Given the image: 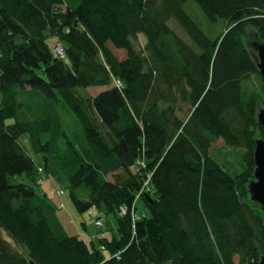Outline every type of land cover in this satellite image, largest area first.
Returning a JSON list of instances; mask_svg holds the SVG:
<instances>
[{
	"label": "trees",
	"instance_id": "1",
	"mask_svg": "<svg viewBox=\"0 0 264 264\" xmlns=\"http://www.w3.org/2000/svg\"><path fill=\"white\" fill-rule=\"evenodd\" d=\"M188 1L0 0V264L264 260V206L250 194L264 99L245 86L257 76L264 91L254 47L264 43V0H194L211 22L228 21L216 40L185 11ZM98 86L109 88L78 91ZM24 135L45 168L56 157L75 208L112 215L114 233L92 242L69 236L47 194L16 180L38 185ZM219 140L246 150L241 174L211 156ZM149 174L138 200L148 215L133 233L131 212L120 217L119 209L131 208Z\"/></svg>",
	"mask_w": 264,
	"mask_h": 264
},
{
	"label": "rangeland",
	"instance_id": "2",
	"mask_svg": "<svg viewBox=\"0 0 264 264\" xmlns=\"http://www.w3.org/2000/svg\"><path fill=\"white\" fill-rule=\"evenodd\" d=\"M63 9L66 8V5L64 4L62 6ZM185 11L192 17V19L199 25V27L205 32V34L211 39L216 40L219 38L222 34H224L227 29L229 28V23L227 20L221 19L217 22H211L204 12L201 10V8L198 6V4L194 0H189L184 5ZM169 26L172 30H174L178 36L187 42L188 44L193 45L191 39L189 38L188 34L185 32V30L180 26V24L175 19H171L169 21ZM56 38H50L49 45L51 48L55 47ZM146 45V38L144 35L139 36V41L135 44V47L138 51L144 50V47ZM109 47L115 54V56L123 60L126 57V51L124 50H118L115 49L111 44H109ZM195 48V47H194ZM118 79H115L113 82V85H118L119 82ZM249 91L258 93L263 99H264V91L262 87V82L257 76H252L250 80L245 85ZM109 88V87H108ZM107 90V87L104 86H98V87H90V88H80L78 91L82 96H95L103 91ZM188 106H185V111L182 114L183 117L186 116L188 112ZM181 115V114H180ZM13 121H9L8 123H12ZM75 128V127H74ZM20 143L24 145L30 156L34 159L37 166H41L44 169V176L46 177V182L44 185H34L31 182L28 181V179L25 176L22 177H16V180L18 182H25L28 185L32 186L39 194H47L49 201L56 207L57 209V215L59 218V221L65 228V232L69 236H80V238L85 239L87 242L96 241L99 239V232H104L108 234L104 229H100L94 225V219H92L89 215V211L86 212H79L70 196V188H69V182L66 179L62 169L61 165L56 159V157L50 158L49 162V169L45 168L44 162L41 158V156L36 155L30 146V137L29 135H24L20 138ZM211 150V156L215 161H217L230 175L236 176L241 174L245 170V163H244V156L246 154V150L242 147H229L227 146L223 140H219L216 144L212 146ZM108 180L113 182L114 176L110 175L108 177ZM64 191L63 196H58V191ZM78 197L82 199L83 201H87L89 197V192L85 188H82L77 191ZM61 203H64L65 207L64 209H60L59 205ZM138 207V213L140 215H148V211L143 205V202L140 200L137 204ZM93 214L95 216H103V219L106 223L105 228H110V234L115 232V229L111 228L112 225L109 223L110 220H112L115 224L114 218L112 215L107 216L104 213H101L98 209L92 208L91 209ZM115 228V226H114ZM165 264H171V263H165Z\"/></svg>",
	"mask_w": 264,
	"mask_h": 264
},
{
	"label": "water",
	"instance_id": "3",
	"mask_svg": "<svg viewBox=\"0 0 264 264\" xmlns=\"http://www.w3.org/2000/svg\"><path fill=\"white\" fill-rule=\"evenodd\" d=\"M258 69L264 81V43L255 42ZM250 52L252 50L250 49ZM258 123L264 128V109H260L257 115ZM255 182L250 185V194L253 201L259 202L264 206V141L258 140L256 142L255 151ZM264 264V260L260 263Z\"/></svg>",
	"mask_w": 264,
	"mask_h": 264
},
{
	"label": "built area",
	"instance_id": "4",
	"mask_svg": "<svg viewBox=\"0 0 264 264\" xmlns=\"http://www.w3.org/2000/svg\"><path fill=\"white\" fill-rule=\"evenodd\" d=\"M54 52L60 58H64L65 57V50H64V48H63V46H62L61 43H57L55 45ZM118 82H119V84L116 87L118 89H122V87H123L122 82L121 81H118ZM142 165L145 166L144 163H142ZM43 173H44L43 167H41V166L39 167L38 166V168H37V175H38L37 176V183H38V185H44V183L46 182V177L44 176ZM151 177H152V174H149L148 177H147V181L144 184V187H143L142 191L139 192V194L136 196L135 201L132 204L131 208L129 209V207L121 206L120 209H119V215H120V217H125L128 214L129 211L131 212V220H132L133 233H135L134 230H135V227H136L135 226L136 222L139 221L140 218H141V216L137 214L136 205H137L138 200L140 199L141 194H143L144 192H147L150 189V187H148V186H149V182H150ZM64 194L65 193L62 190H60V191L57 192V195L60 196V197L63 196ZM64 207H65L64 203H61L59 205V208L60 209H64ZM89 215H90V217L92 219H94V225L96 227H98L100 229H104L106 231L105 224H104V221L101 218V216H95L93 214L92 210L89 211ZM105 234L106 233H104L102 231V232H100L99 235L100 236H105ZM118 255H116V256L118 257ZM108 260L109 259H105L101 264H104Z\"/></svg>",
	"mask_w": 264,
	"mask_h": 264
},
{
	"label": "crops",
	"instance_id": "5",
	"mask_svg": "<svg viewBox=\"0 0 264 264\" xmlns=\"http://www.w3.org/2000/svg\"><path fill=\"white\" fill-rule=\"evenodd\" d=\"M125 58H126V57H125ZM125 58H124V59H125ZM124 59H123V60H124ZM119 60H120V59H119ZM107 89H108V87H107ZM95 96H96V95H95ZM110 224L112 225L111 228L115 229V228H114V225H115V224H114V222H113L112 220H110ZM64 229H65V228H64ZM109 229H110V228H109ZM65 231H66V230H65Z\"/></svg>",
	"mask_w": 264,
	"mask_h": 264
}]
</instances>
